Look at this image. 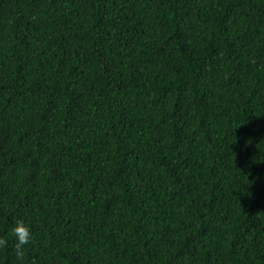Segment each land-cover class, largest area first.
<instances>
[{
	"label": "trees",
	"instance_id": "obj_1",
	"mask_svg": "<svg viewBox=\"0 0 264 264\" xmlns=\"http://www.w3.org/2000/svg\"><path fill=\"white\" fill-rule=\"evenodd\" d=\"M0 237V264H264V0H0Z\"/></svg>",
	"mask_w": 264,
	"mask_h": 264
},
{
	"label": "clouds",
	"instance_id": "obj_2",
	"mask_svg": "<svg viewBox=\"0 0 264 264\" xmlns=\"http://www.w3.org/2000/svg\"><path fill=\"white\" fill-rule=\"evenodd\" d=\"M32 229L30 224L24 220H17L14 227L11 229V237L14 242V250L18 258H22L24 250L31 244ZM9 246L7 237H0V250L6 249Z\"/></svg>",
	"mask_w": 264,
	"mask_h": 264
}]
</instances>
